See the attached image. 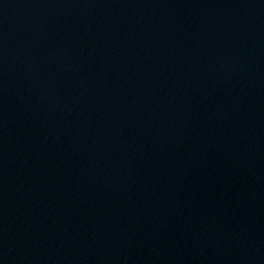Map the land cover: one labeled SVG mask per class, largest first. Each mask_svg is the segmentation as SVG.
<instances>
[{"label": "water", "instance_id": "1", "mask_svg": "<svg viewBox=\"0 0 264 264\" xmlns=\"http://www.w3.org/2000/svg\"><path fill=\"white\" fill-rule=\"evenodd\" d=\"M0 264H264V0H0Z\"/></svg>", "mask_w": 264, "mask_h": 264}]
</instances>
